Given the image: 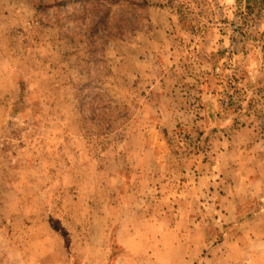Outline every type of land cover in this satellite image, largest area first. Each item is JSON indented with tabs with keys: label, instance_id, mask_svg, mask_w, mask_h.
Returning a JSON list of instances; mask_svg holds the SVG:
<instances>
[{
	"label": "rangeland",
	"instance_id": "374dc122",
	"mask_svg": "<svg viewBox=\"0 0 264 264\" xmlns=\"http://www.w3.org/2000/svg\"><path fill=\"white\" fill-rule=\"evenodd\" d=\"M0 264H264V0H0Z\"/></svg>",
	"mask_w": 264,
	"mask_h": 264
}]
</instances>
